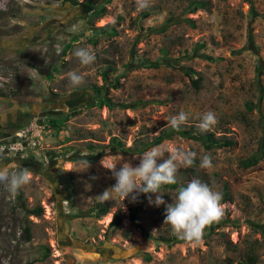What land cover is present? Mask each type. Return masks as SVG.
Returning a JSON list of instances; mask_svg holds the SVG:
<instances>
[{"label":"rangeland","instance_id":"obj_1","mask_svg":"<svg viewBox=\"0 0 264 264\" xmlns=\"http://www.w3.org/2000/svg\"><path fill=\"white\" fill-rule=\"evenodd\" d=\"M149 2L0 0V132L38 130L24 151L0 153V166L29 178L15 195L0 188V264H40L43 247L45 264H264V0ZM81 48L93 63H80ZM105 77L126 108L98 105L92 86ZM181 111L188 119L173 130ZM208 112L215 123L202 131ZM208 134L230 144L208 148ZM157 136L165 158L196 153L166 202L194 178L222 193L223 215L198 242L178 239L143 194L98 197L116 182L105 154L106 165H136L134 141Z\"/></svg>","mask_w":264,"mask_h":264},{"label":"clouds","instance_id":"obj_2","mask_svg":"<svg viewBox=\"0 0 264 264\" xmlns=\"http://www.w3.org/2000/svg\"><path fill=\"white\" fill-rule=\"evenodd\" d=\"M150 6L149 0H138V7L141 9ZM75 56L80 63L89 65L95 61V55L86 48L78 49ZM69 80L73 85L81 82V77L72 72ZM188 119L184 112L171 117L168 121L173 130H180L181 126ZM215 123L212 112L205 114L199 124L202 131H206ZM106 153L101 160V165L108 169L115 184L111 189L105 190L98 197L108 198L112 193H118L130 202H136L143 194L150 204L159 207L164 206V223L170 225L173 234L178 238L189 242H198L204 229L212 222L218 220L223 215L221 202L223 200L220 191H214L207 183L198 178L191 179L176 190V195L172 202L164 200L165 186L177 184V174L181 167L189 168L195 162L196 153L176 149L171 151L165 158V150L160 146H153L144 151L139 157V163L133 165L131 161L125 160L120 156L117 162L104 163ZM137 157H133L136 159ZM120 167L117 168V163ZM201 167H211V160L204 156ZM27 170L9 172L6 167L0 166V188L6 190L10 195L17 192L28 183Z\"/></svg>","mask_w":264,"mask_h":264},{"label":"trees","instance_id":"obj_3","mask_svg":"<svg viewBox=\"0 0 264 264\" xmlns=\"http://www.w3.org/2000/svg\"><path fill=\"white\" fill-rule=\"evenodd\" d=\"M113 24H108L105 25L103 27L100 28V30L102 32H109V30L112 29ZM207 59L210 60H214L213 58L206 56ZM192 70H189V72H191ZM105 82L101 85V86H97V85H93L92 89L95 91V93L98 95V99H97V103L100 107L104 108L107 107L109 109H113L114 107H124L126 108L127 106H125L124 104H117L113 102V99L111 97H109V84H108V80L105 77L104 78ZM193 84L195 85V87H199V80H193ZM119 84L117 83L115 85V87H117ZM50 123L52 124H56V121H50ZM10 137V134L7 133H2L0 132V138H7ZM207 141L209 142L208 144L206 143V146L208 148L211 147H223L225 144L229 145L230 142H224L221 141L219 139H216L213 134H208L207 136H205ZM164 140L163 136H157L153 139H149V138H138L134 141V143L132 144L131 148H129V151L131 154H142L144 151L149 150L150 148H152L153 146H157L160 145ZM91 148V147H90ZM1 153V152H0ZM3 154V153H2ZM252 163H256V159H252ZM176 185H170V186H165V188H169V187H175ZM99 207H104L102 204L99 205ZM101 217V216H98ZM121 225V218L118 215H114L110 224H109V229H113L116 230L119 226ZM167 243H174L177 240L175 239H165L164 240ZM44 249V255L43 257H41L39 259V263L40 264H45L48 259L50 258V249L47 247H43ZM149 259V258H148Z\"/></svg>","mask_w":264,"mask_h":264},{"label":"built area","instance_id":"obj_4","mask_svg":"<svg viewBox=\"0 0 264 264\" xmlns=\"http://www.w3.org/2000/svg\"><path fill=\"white\" fill-rule=\"evenodd\" d=\"M35 122L33 121L31 123V126L26 128L25 130L19 132L16 134V136H11L7 138H1L0 140V152L1 153H18L22 152L25 149V143L30 141V139L33 141V138H30V135L32 132H38L37 129H35ZM30 143V142H29Z\"/></svg>","mask_w":264,"mask_h":264}]
</instances>
